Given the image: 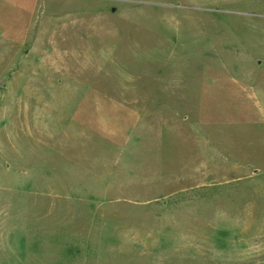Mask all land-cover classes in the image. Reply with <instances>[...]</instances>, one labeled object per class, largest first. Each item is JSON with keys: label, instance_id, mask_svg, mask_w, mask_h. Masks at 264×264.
I'll use <instances>...</instances> for the list:
<instances>
[{"label": "rangeland", "instance_id": "rangeland-1", "mask_svg": "<svg viewBox=\"0 0 264 264\" xmlns=\"http://www.w3.org/2000/svg\"><path fill=\"white\" fill-rule=\"evenodd\" d=\"M0 264H264V0H0Z\"/></svg>", "mask_w": 264, "mask_h": 264}]
</instances>
